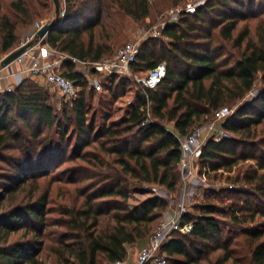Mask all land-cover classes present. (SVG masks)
<instances>
[{
	"label": "trees",
	"instance_id": "trees-1",
	"mask_svg": "<svg viewBox=\"0 0 264 264\" xmlns=\"http://www.w3.org/2000/svg\"><path fill=\"white\" fill-rule=\"evenodd\" d=\"M162 1L157 11L183 0ZM64 3L63 19L41 46L69 57L61 75L75 83L78 97L56 110L47 89L29 78L0 93V264L125 261V247L147 243L168 205L153 196L132 205L131 188L154 184L177 192V136L187 137L224 107H236L222 124L228 136L209 139L199 163L213 180L227 173L234 186L207 191L183 217L191 233H174L160 253L165 264H244L233 257L242 251L231 249L242 238L248 264H264V0H204L166 25L168 42L144 44L131 67L148 71L165 63V79L155 90L140 88L128 117L116 121L111 107L126 93V79L103 80L105 95L93 108L99 92L88 88L71 59H107L112 49L104 21L113 11L135 22L148 19L150 0ZM254 19L251 32L247 22ZM34 21L27 0H0V55L14 52ZM240 22L246 24L238 30ZM258 75L262 85L247 100ZM57 184L61 202L50 199Z\"/></svg>",
	"mask_w": 264,
	"mask_h": 264
},
{
	"label": "built area",
	"instance_id": "built-area-1",
	"mask_svg": "<svg viewBox=\"0 0 264 264\" xmlns=\"http://www.w3.org/2000/svg\"><path fill=\"white\" fill-rule=\"evenodd\" d=\"M64 11H61L59 18L62 20ZM44 24H34L35 30L29 35L24 42L19 46L27 44L33 40L37 31L42 28ZM165 26H161V32L157 31L153 34V38L162 34ZM39 40L32 48L27 49L22 55L15 59L13 63L18 65L27 64V72L29 76L38 81L65 100H73L78 97V88L75 83L63 77L57 70L62 66L67 59L66 56L57 53L46 46H41ZM140 53V45L135 43H128L122 46L114 57L105 59L100 62H79L83 69L88 68L97 74L98 78L85 77L89 89H94L96 92H101L102 81L109 77L117 78H134L142 90H155L161 82L165 79L167 68L165 63H159L151 70H148L143 77L137 78L131 70ZM6 56H0V63ZM73 62H77L75 59ZM12 63V64H13ZM22 82L21 76H16L15 85ZM12 86L5 89L6 93H11ZM230 108L224 107L213 114L212 122L196 127L187 137H178L180 144L181 155L178 161V171L182 175V180L185 185L184 191L176 200L172 207V212H166L159 222L156 230L148 238L146 246H144L138 253L136 264H165L164 257L160 250L167 239L174 233L181 235L190 234L193 225L191 222H183V217L192 211L195 200L202 198V191L200 186L205 183V174L207 167L204 168L201 175L195 172L194 164L201 155L203 142L207 135L217 140L219 132L216 128L218 122L225 121L231 115ZM225 136H222V138ZM197 181V184H194ZM198 185V186H197ZM200 185V186H199ZM230 189L232 186H228ZM145 193L153 197L164 199L161 195L160 189L151 184L142 186ZM115 264H124V262H116Z\"/></svg>",
	"mask_w": 264,
	"mask_h": 264
},
{
	"label": "rangeland",
	"instance_id": "rangeland-1",
	"mask_svg": "<svg viewBox=\"0 0 264 264\" xmlns=\"http://www.w3.org/2000/svg\"><path fill=\"white\" fill-rule=\"evenodd\" d=\"M245 1L247 2L249 0H245ZM58 2H59V14H60L61 11H64L65 3H64V0H58ZM27 3L30 7V10L33 13V16L35 19L34 22L37 23L38 25L50 23L54 19L55 7H54V3L52 0H27ZM150 3H151L152 8H153L152 15L148 19H145L141 22H135L130 17L124 16L122 14L115 12V11H113L112 15L109 17L108 20L104 21V23H106V31L109 35L108 43L111 45V49H112L111 55L108 56L107 59L114 57L115 54L117 53V51L122 46H124L125 44H128V43L139 44L140 49L142 48V46L144 44H146L147 42L153 41V40H157V41L167 43L168 41L164 37H162L161 33L156 38L152 37L153 34L157 31L161 32V26L177 24L180 21V18L183 16V14H185L186 12L193 13L196 8H198L204 4V0H183L181 3H179V5L177 7H175V8L174 7H171V8L165 7L161 11H157V9L164 4V1H162V0H150ZM3 4H4V6H6L5 1L3 2ZM165 5L168 6V4H165ZM258 20L254 19V20H249L247 22L249 24V27L252 30L251 32H253L255 25H256ZM34 24L32 26H30L29 29L22 35L18 46H20L22 44V42H24L25 39L33 33V31L35 30ZM244 24H246V23L240 22L238 30L240 29V26H244ZM98 31H99L98 29L95 30L96 35H98ZM147 48H148V50H151L150 46H147ZM0 56H2V55H0ZM4 56H6V55H4ZM82 69H83V67L80 64H75L74 70L79 72ZM57 71L59 73H62L64 71V69L62 67H60L59 70H57ZM89 71H90V69L88 68L86 70L87 77H89V78H98L99 77V75H97L96 77H92V75L90 74ZM146 72L147 71H138V72H133V73L136 75L137 78H140V77H143L146 74ZM118 79H122V78H118ZM125 79H126L125 80V82H126V85H125L126 93L124 94V96L117 98L115 100V102L112 104V107H111L112 117L110 120L116 121V120H119L120 118H124V117L126 118V116L128 117L129 111L132 109V106H130V105L134 103L135 95L138 92V90L140 89V86L137 84V82L135 81L134 78H129V79L125 78ZM33 81L38 86L47 89L50 102L54 105L55 109L59 108L60 105L62 104V102L64 101V99L61 98L52 89L48 88L46 85H44L38 81H35V80H33ZM119 81L120 80H117V82H119ZM261 85H262L261 84V75H258L257 79H256L255 87H254L253 91L247 96V100H250L252 97H254L256 95V92L261 87ZM15 87H16V85H13L11 87L12 91L15 89ZM104 95L105 94L101 93V92L95 93V97L92 101L93 108H95L97 105L98 96H104ZM229 108L232 111V113H231V115H232L234 113V111L236 110V107H229ZM56 110H58V109H56ZM208 122H212V119L209 120ZM223 123H224V121L218 122L216 124L217 130L220 131L219 136H218L219 138H217V141L220 140L222 138V136H225V137L228 136V134L222 128ZM164 125L167 129L172 130L171 124L165 123ZM209 139H213V138H211L210 135H207L205 137L204 142H203V146L206 144V142ZM67 166H70V164H68ZM66 167L64 166V167L60 168L58 171L63 170ZM194 167H195V172L198 173V175L199 174L201 175L202 171L204 170V168L207 167V165L201 166V164L199 163V158H198V160H196V162L194 164ZM206 169H207V171L205 174V183H203L201 186L199 185L200 190L202 191V198L195 200V203L193 206L203 202V200L205 199L204 194H206L207 191H215V190H218L222 187H226V186H232L233 187L234 186L231 183H227V181L225 179L227 176V173L223 174V178L218 179V180H213V179H211V177L213 176V173L211 171H209L208 167ZM58 171H55L54 173L58 174L59 173ZM197 183L198 182L195 181L194 184H197ZM151 185H154V184H151ZM45 186H46V184H43L42 188H44ZM60 186H62V184L61 185L57 184V185L52 186L51 195H50L51 200L56 201V202L62 201V199H60L59 197H58L59 198L58 199L56 197L58 194L57 188H61ZM154 186H156L157 188L160 189L161 195L164 197L163 200H165L168 204L167 210L165 211V213L168 211L172 212V210H171L172 207L174 206L176 200L180 197V194L182 193V191H184V189H185V185H184V182L182 180V175L180 174V180L178 183L177 192L169 193L166 189H164L158 185H154ZM150 197H152V196L148 193L143 192L141 190V188L137 189L135 191H133V189L131 188V191L129 194V203L132 205H136V204L140 203L141 201H143L147 198H150ZM71 201H72V198L68 197V202H71ZM212 202H215V201L213 200ZM223 227L225 230H228V228H229L225 224ZM146 244L147 243L144 242V243L137 244L135 246H130L132 249L131 252L133 253V255L135 257L134 260L132 261V263L136 264V258H137L138 253L144 246H146ZM235 248L237 251H242V252L238 253L237 255H235L233 257L238 259L239 261L244 260L242 262L244 264H248L249 257L246 255L245 252H243L246 249L244 239L239 238L236 241V244H233L231 246V249L234 250ZM218 254L220 255V253H216L212 256H215V258H216L218 256ZM228 264H231V263L229 262Z\"/></svg>",
	"mask_w": 264,
	"mask_h": 264
},
{
	"label": "crops",
	"instance_id": "crops-1",
	"mask_svg": "<svg viewBox=\"0 0 264 264\" xmlns=\"http://www.w3.org/2000/svg\"><path fill=\"white\" fill-rule=\"evenodd\" d=\"M60 54V53H59ZM63 55V54H61ZM66 56V55H64ZM67 57V56H66ZM69 58V57H67ZM71 59V58H70ZM73 59H71V62L73 64H80L79 61L77 62H73ZM79 73L85 77H87V72L85 69H82L81 71H79ZM20 75L21 76V80H25V79H31L33 80L28 72H27V64L25 65H18V64H11L9 67L6 68H1L0 67V93H4L5 89L8 86H13L15 85V81H16V76ZM126 252H127V259L124 262V264H134L132 263V261L134 260V255L131 252V247L130 246H126ZM131 258V259H130Z\"/></svg>",
	"mask_w": 264,
	"mask_h": 264
},
{
	"label": "water",
	"instance_id": "water-1",
	"mask_svg": "<svg viewBox=\"0 0 264 264\" xmlns=\"http://www.w3.org/2000/svg\"><path fill=\"white\" fill-rule=\"evenodd\" d=\"M55 7V17L54 19L47 24H44L40 28L33 40L29 41L27 44L18 47L14 52L6 55V57L1 61L0 67L6 68L9 67L16 58L22 55L27 49L32 48L39 40H43L51 31H53L60 23L61 19L59 18V2L58 0H52Z\"/></svg>",
	"mask_w": 264,
	"mask_h": 264
}]
</instances>
